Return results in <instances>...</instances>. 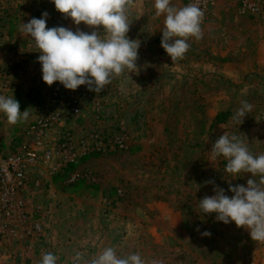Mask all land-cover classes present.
<instances>
[{
    "label": "rangeland",
    "instance_id": "1",
    "mask_svg": "<svg viewBox=\"0 0 264 264\" xmlns=\"http://www.w3.org/2000/svg\"><path fill=\"white\" fill-rule=\"evenodd\" d=\"M45 11L47 27L75 30L50 0H0V94L33 104L29 118L14 125L0 113L6 128L0 139L9 140L0 144L3 152L23 141L24 129L52 102L56 82L42 81L39 52L19 28ZM144 11L136 10L141 29L158 33L151 38L155 52L138 55L131 78L125 70L99 93L85 88L80 113L52 128L47 144L54 154L30 167L25 192L32 212L40 206L43 233L30 248L4 246L0 264H40L45 252L56 264H73L77 252L88 260L109 246L121 256L139 253L147 264H264V242L198 207L215 186L231 196L229 184H246L251 176L228 174L222 157L211 159L212 143L224 131L245 139L253 155L264 154V0H208L202 38H190L188 51L173 61L160 46L164 16ZM241 100L253 109L238 125L232 117ZM227 109V121L212 124ZM66 132L75 161L64 165L56 151ZM214 224L209 240L201 233Z\"/></svg>",
    "mask_w": 264,
    "mask_h": 264
},
{
    "label": "clouds",
    "instance_id": "2",
    "mask_svg": "<svg viewBox=\"0 0 264 264\" xmlns=\"http://www.w3.org/2000/svg\"><path fill=\"white\" fill-rule=\"evenodd\" d=\"M55 10L71 19L75 30L64 26L47 27L48 13L40 18H31L19 28L31 38L39 52L37 61L41 65V79L51 86L59 82L65 89L76 90L84 85L89 91L101 92L114 76L127 70L138 71L136 61L140 41L127 35L130 22L127 15L128 0H50ZM156 16H164L160 46L171 58H182L188 51L190 38L199 40L203 33L201 22L204 12L199 0L174 6L171 0H154ZM83 22L91 31H83L78 26ZM130 77V76H129ZM131 78V77H130ZM253 106L241 100L233 114V121L243 123L246 114ZM0 113L9 124L27 120L28 108L21 111L19 102L12 96L0 94ZM222 157L224 171L236 176L250 173L246 184H229L225 189L215 186L214 194L199 199L198 207L202 214L215 213V220L249 231L252 240L264 242V154L253 155L248 143L236 134L223 132L211 146V159ZM259 177V180L251 177ZM213 183L214 181H208ZM203 236L211 233L205 230ZM57 257L51 252L42 254L40 264H56ZM73 264H147L139 253L119 255L114 247H105L99 254L85 260L77 252ZM151 264H158L152 261Z\"/></svg>",
    "mask_w": 264,
    "mask_h": 264
},
{
    "label": "built area",
    "instance_id": "3",
    "mask_svg": "<svg viewBox=\"0 0 264 264\" xmlns=\"http://www.w3.org/2000/svg\"><path fill=\"white\" fill-rule=\"evenodd\" d=\"M191 2L193 0L189 1ZM207 3L208 0H199L203 11ZM85 88L86 86L81 85L76 90H69L56 82L52 89L51 104L24 129L23 141L7 152L0 149V261L7 251L4 246L18 243L30 248L31 240L43 233L40 206L37 205L32 212L25 198L27 172L30 167L52 158L54 151L47 144L50 132L56 124H66L69 117L80 113V100ZM61 138L63 141L56 154L62 155L61 164L65 165L74 162L75 155L67 152L68 133ZM114 146L122 149L124 144L116 140ZM104 149L97 147L98 151ZM76 176L77 174L73 175L70 181ZM37 185L38 181L35 182V186ZM34 214L37 218H33ZM21 256L18 253L15 257Z\"/></svg>",
    "mask_w": 264,
    "mask_h": 264
},
{
    "label": "crops",
    "instance_id": "4",
    "mask_svg": "<svg viewBox=\"0 0 264 264\" xmlns=\"http://www.w3.org/2000/svg\"><path fill=\"white\" fill-rule=\"evenodd\" d=\"M173 0H171L172 2ZM153 3L154 0H128L127 3V15H128V20L131 23V25H129V31L127 33L128 37L130 39H138L140 41V47L138 50V55H149L155 52L156 48L153 46V48H151V38H155L156 36H158L157 31H155V29H141L142 24L141 21H139V14L138 12H136V10H138L141 6L143 8L144 11V6H147V8L145 9V11L147 10L148 12H153L155 11L154 7H153ZM144 11V12H145ZM155 14V13H154ZM153 14V15H154ZM84 28L86 29V31H91V27L89 26H84ZM149 57V56H148ZM139 60V57H138ZM27 69V68H26ZM33 96V95H32ZM16 100L19 102L20 104V110L23 111L26 108H28V110L31 111V108L33 107L32 101L28 102L27 98H16ZM35 103V102H34ZM32 106V107H31ZM6 128H0V137L1 134H4V130ZM16 128H13V130H15ZM11 139V138H10ZM13 139V138H12ZM7 138L6 139H0V144L2 147H7ZM36 244V242H34ZM38 249V248H37Z\"/></svg>",
    "mask_w": 264,
    "mask_h": 264
},
{
    "label": "trees",
    "instance_id": "5",
    "mask_svg": "<svg viewBox=\"0 0 264 264\" xmlns=\"http://www.w3.org/2000/svg\"><path fill=\"white\" fill-rule=\"evenodd\" d=\"M230 114H231V112H230L229 109L218 111V112L216 113V115H215L213 121H212V124H217V123H224V122H226L227 119L229 118ZM212 124H211V125H212ZM201 142H203V141L201 140ZM200 144H201V143H200ZM197 145H198V144H197ZM191 147H192V146H191ZM221 164H226V162L223 161L222 163H220V166H221ZM211 214H213V213H211ZM208 232H210V233H215V232H216V224H214V226L212 225V226H211V229H209ZM236 237H239V236H236ZM202 239L204 240V237H203ZM209 240H211V235L209 236Z\"/></svg>",
    "mask_w": 264,
    "mask_h": 264
}]
</instances>
